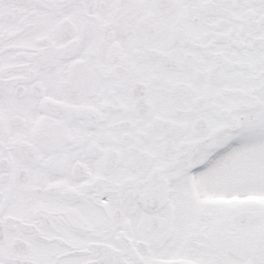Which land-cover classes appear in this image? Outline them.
Masks as SVG:
<instances>
[{"label":"snow or ice","instance_id":"snow-or-ice-1","mask_svg":"<svg viewBox=\"0 0 264 264\" xmlns=\"http://www.w3.org/2000/svg\"><path fill=\"white\" fill-rule=\"evenodd\" d=\"M0 264H264V0H0Z\"/></svg>","mask_w":264,"mask_h":264}]
</instances>
